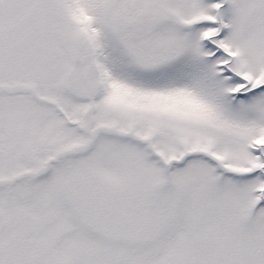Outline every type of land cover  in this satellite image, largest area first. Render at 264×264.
<instances>
[{
  "label": "snow or ice",
  "instance_id": "obj_1",
  "mask_svg": "<svg viewBox=\"0 0 264 264\" xmlns=\"http://www.w3.org/2000/svg\"><path fill=\"white\" fill-rule=\"evenodd\" d=\"M0 264H264V0H0Z\"/></svg>",
  "mask_w": 264,
  "mask_h": 264
}]
</instances>
